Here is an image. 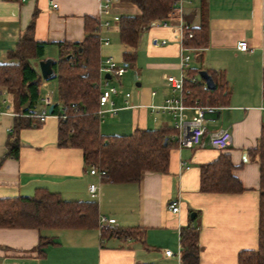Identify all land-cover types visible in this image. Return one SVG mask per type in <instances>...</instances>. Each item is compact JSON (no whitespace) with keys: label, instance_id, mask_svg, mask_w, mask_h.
Wrapping results in <instances>:
<instances>
[{"label":"crops","instance_id":"obj_1","mask_svg":"<svg viewBox=\"0 0 264 264\" xmlns=\"http://www.w3.org/2000/svg\"><path fill=\"white\" fill-rule=\"evenodd\" d=\"M173 10L166 23L164 18L145 31L135 48L131 62L144 72L149 86L135 94L124 92L121 79L127 72L119 78V86L114 85L119 92L110 97L114 103L104 106L103 118L98 117L100 132L131 135L138 129L175 128L174 114L162 106L182 93L171 87L167 76L185 74L186 80L192 73L199 78L201 71H215L229 94L220 112L208 115L214 121L206 123L205 143L181 146L175 128L171 138L177 144L170 150L167 172L144 170L138 181L131 182L100 180L90 172L93 164L86 166L81 148L59 145L58 115L51 112L45 121H37L35 114L43 108L45 96L52 98L54 106L59 102L57 80L42 79L40 99L30 109L29 104L18 103L14 91L9 93L0 101V199L33 195L38 188H46L64 200L95 201L99 217L113 218V228L134 232L105 238L99 226L44 231L0 227V264H181V230L189 224L199 227V264H239L240 252L258 249L260 166L252 150L264 124V0H181ZM139 13V7L129 0H0V64L19 62L9 53L33 22L36 40L45 45L44 56L33 60L41 72V59L59 56V42L85 38V20L91 16L99 22V66L108 56L128 66L124 53L130 48L120 42L114 17ZM104 20L111 21L109 29L100 26ZM183 20L195 28L204 26L205 46L186 47L185 39L179 38ZM102 39L110 42L105 44ZM241 41H247V50L239 48ZM186 53L191 56L190 65L182 69ZM194 57L198 68L192 65ZM106 77L98 67V82ZM6 90L0 89V95L5 96ZM126 92L131 94L128 103ZM187 94L186 113L192 117L196 100L189 101ZM17 118H31L34 123L19 130V157H6ZM222 128L231 131L232 141L227 149L218 150L209 145L208 138L210 132ZM224 154L230 156L232 174L244 189L203 192L201 167ZM92 183L98 185L94 193L89 189ZM172 200L180 202L179 213L168 208ZM192 212H196L194 219ZM42 235L53 241L40 252ZM167 249L173 254L167 255Z\"/></svg>","mask_w":264,"mask_h":264},{"label":"trees","instance_id":"obj_2","mask_svg":"<svg viewBox=\"0 0 264 264\" xmlns=\"http://www.w3.org/2000/svg\"><path fill=\"white\" fill-rule=\"evenodd\" d=\"M136 4L140 13L122 15L118 20L119 39L130 50L125 51L124 59L134 60V50L142 34L153 25L169 16L176 0H129ZM205 3L207 0H202ZM98 20L87 16L85 38L80 42H59V56L54 59L55 75L58 82L59 102L53 114L58 115V143L60 146L77 147L83 150L86 166L94 164L107 171V180L114 182L138 181L144 170L167 172L170 150L177 141L171 138L175 128L138 129L131 135H103L97 115L100 91L98 67L100 61V37L97 31ZM194 36L186 37V47H200L207 43L205 29L192 27ZM44 43L36 40L32 22L20 38L10 57L19 60L17 64H0V89L14 91L18 103L35 107L40 99L42 75L34 64V59L44 56ZM198 71V69H197ZM199 72V71H198ZM214 80V88L204 89L205 79L192 73L185 80L189 101H208L209 104L225 103L229 90L220 82L215 71H208ZM82 75H85L82 77ZM194 75V76H193ZM264 83V76H263ZM226 92V93H225ZM28 109V110H29ZM62 115H66L65 118ZM40 119L37 118V121ZM31 118H17L14 133L8 142L6 157L20 155L19 130L31 126ZM260 166V225L259 247L257 250H244L239 254V264H264V124L257 146L252 150ZM233 164L229 155L224 154L215 162L201 167V190L203 192H241V181L232 174ZM99 226V205L95 201H68L59 193L46 188H38L33 195L0 199V227L46 229H84ZM134 230L107 228L102 237L132 236ZM53 241L41 236L40 252ZM181 264H199V227L189 224L182 228Z\"/></svg>","mask_w":264,"mask_h":264},{"label":"built area","instance_id":"obj_3","mask_svg":"<svg viewBox=\"0 0 264 264\" xmlns=\"http://www.w3.org/2000/svg\"><path fill=\"white\" fill-rule=\"evenodd\" d=\"M24 1V0H21ZM181 0H176V4L180 2ZM57 7V5H55ZM174 13V10L171 12ZM115 20H119L120 16L116 15L114 17ZM164 23H166V18L163 20ZM100 26H104L106 28H110L111 21L104 20L100 22ZM179 38L183 41L185 37L191 38L194 36V31L192 29V26L190 23L186 21H181L179 25ZM103 43L108 44L110 41L109 39H102ZM239 48L242 50H247L249 48L247 41H241L239 43ZM184 49H187L184 47ZM191 56L189 53L183 54L181 66L182 69H186L190 65ZM127 64L122 62H117L116 59L113 56H108L99 66V71L102 73L110 74V77L101 78L100 81L97 83V87L100 91L99 95V108L97 110V115L99 118H103L104 110L103 107L107 104H113V100L110 99L112 94L118 93L119 89L110 84V81L113 76H116L118 78L122 77L127 72ZM85 75H82L84 77ZM167 81L171 85V87L175 91H179L181 94L180 97H173L167 99L166 103L162 106V109L165 111H169L172 114H174L176 118L175 128L178 130V141L181 146L184 147H195L200 146L205 143L204 137L207 131L206 123L208 121H214V118L208 117V115H215L220 112L222 109V106L220 105H210L208 102H200L198 100L195 101L196 105L195 113L192 117H189L186 113L187 106L185 105V96L184 93L186 90L185 88V74H181L179 77L175 75H168ZM204 89H208V85L205 84ZM188 92V91H187ZM126 102L128 103V98L130 97V93L126 92ZM43 102V108L36 113V117L40 119V121H45L50 115V107L53 105V100L49 96H45L42 99ZM263 110H264V104H263ZM112 111L115 113L117 112L116 108H112ZM1 113V109H0ZM59 117V116H58ZM63 118L66 117V115H62ZM232 141V133L228 128H222L219 130H215L210 132L208 143L211 147L218 149V150H225L227 149ZM90 172L93 175H97L100 180L107 178V171L105 169H102L96 165H91ZM98 188V185L96 183L90 184V192L94 193ZM168 208L173 213H179L180 212V202L178 200H172ZM113 226H116V220L113 218H109L107 216H100L99 217V228L102 232L103 230L107 228H113ZM167 255H172L173 251L170 249L166 250Z\"/></svg>","mask_w":264,"mask_h":264},{"label":"rangeland","instance_id":"obj_4","mask_svg":"<svg viewBox=\"0 0 264 264\" xmlns=\"http://www.w3.org/2000/svg\"><path fill=\"white\" fill-rule=\"evenodd\" d=\"M117 41V40H116ZM135 52V49L132 50ZM192 65L195 68H198V66L200 65V63L198 62L197 57H194L192 60ZM127 73L122 77L121 81L123 82L122 88L123 91H130V93L135 94V92H137L138 90L144 89L145 87L149 86L150 83H147V81L145 80V75L144 72H142L137 66L136 64H134L133 62H130L129 65L127 66ZM137 74L138 79H135V75ZM121 78V77H120ZM118 80L119 78L116 76H113L111 79V85H118ZM54 81V80H53ZM56 81V79H55ZM138 81H142L143 85L142 86H138L137 82ZM119 86V85H118ZM14 94L13 91H8L6 90L5 92V96L0 95V101L4 98V97H9L8 94ZM55 98H57V93H55L54 95Z\"/></svg>","mask_w":264,"mask_h":264},{"label":"water","instance_id":"obj_5","mask_svg":"<svg viewBox=\"0 0 264 264\" xmlns=\"http://www.w3.org/2000/svg\"><path fill=\"white\" fill-rule=\"evenodd\" d=\"M54 61L55 60L53 58H46L40 60L39 65H40L41 75L43 78L49 79L55 75V70L53 68ZM200 74L206 80V83L210 88L215 87L214 81L207 71H201ZM107 77H110V74H107ZM135 78H137V75H135ZM53 109H54V105L50 107V112H53ZM195 216H196V212H192L191 218L194 219Z\"/></svg>","mask_w":264,"mask_h":264}]
</instances>
